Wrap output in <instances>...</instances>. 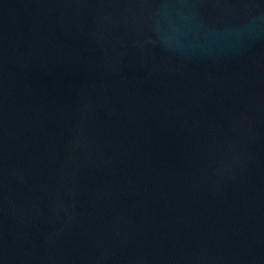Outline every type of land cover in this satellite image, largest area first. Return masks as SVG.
<instances>
[{"label": "water", "instance_id": "water-1", "mask_svg": "<svg viewBox=\"0 0 264 264\" xmlns=\"http://www.w3.org/2000/svg\"><path fill=\"white\" fill-rule=\"evenodd\" d=\"M0 264H264V0H0Z\"/></svg>", "mask_w": 264, "mask_h": 264}]
</instances>
